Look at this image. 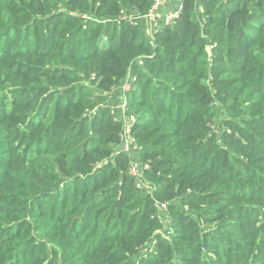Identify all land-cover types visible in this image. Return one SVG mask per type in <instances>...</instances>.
<instances>
[{
    "label": "trees",
    "instance_id": "obj_1",
    "mask_svg": "<svg viewBox=\"0 0 264 264\" xmlns=\"http://www.w3.org/2000/svg\"><path fill=\"white\" fill-rule=\"evenodd\" d=\"M155 1L0 0V264H264V0Z\"/></svg>",
    "mask_w": 264,
    "mask_h": 264
},
{
    "label": "rangeland",
    "instance_id": "obj_2",
    "mask_svg": "<svg viewBox=\"0 0 264 264\" xmlns=\"http://www.w3.org/2000/svg\"><path fill=\"white\" fill-rule=\"evenodd\" d=\"M181 1L182 0H156L155 1V7L153 9V14H154V18L156 19H152L148 16H146L143 20H141L144 24V28L146 29V31L148 33L151 32V28L154 26V22L156 20L158 21H165L164 19L169 16L170 14L174 13L176 10L179 9V7L182 6L181 4ZM157 3V4H156ZM167 3H170L171 5L168 6ZM140 21V22H141ZM129 88V87H128ZM113 100H116V98H114ZM102 105H99L96 107L97 108H100ZM115 108V107H114ZM119 110V109H118ZM114 112H115V109H114ZM68 163H63V164H60V161L59 160H53V167L54 169L58 172L59 175H62L63 174V169L66 167ZM153 213H150V215H152ZM101 219V218H100ZM149 223V221L147 220V222H145V225L144 226H147ZM156 230V229H155ZM99 229H96L94 232H93V237H95V235L98 233ZM151 234L147 235V238L150 236ZM128 245V244H126ZM125 245V246H126ZM152 248V247H151ZM149 247V250L151 249ZM108 253V252H107ZM106 253V254H107ZM83 259H80V262H82ZM141 262V261H140ZM139 262V259H135V263L137 264H140Z\"/></svg>",
    "mask_w": 264,
    "mask_h": 264
},
{
    "label": "built area",
    "instance_id": "obj_3",
    "mask_svg": "<svg viewBox=\"0 0 264 264\" xmlns=\"http://www.w3.org/2000/svg\"><path fill=\"white\" fill-rule=\"evenodd\" d=\"M156 4H157V3H156ZM154 7H155V5H153V7L149 10V12L145 15V17L148 16V17H150V18H152V19H156V18H154V14H153V12H152L153 9H154ZM180 8H181V7H179V9L176 10L174 13L170 14L169 16H167V17L164 19L165 21H163V22H164V23H169L173 18H175V17L178 15ZM154 25H155V22H154ZM151 29H152V28H151ZM151 29H150V30H151ZM123 87H124V90H127L128 87H129V82H126V84H125ZM123 106H124V102L118 105V107H120V108H118V107L115 106L116 108H118V109L121 111V114H122ZM122 117H123V115H122ZM120 138L123 140V146H122L123 151H128V150H129V142H130V140H129L128 136H127L126 131H123V132L120 134Z\"/></svg>",
    "mask_w": 264,
    "mask_h": 264
},
{
    "label": "crops",
    "instance_id": "obj_4",
    "mask_svg": "<svg viewBox=\"0 0 264 264\" xmlns=\"http://www.w3.org/2000/svg\"><path fill=\"white\" fill-rule=\"evenodd\" d=\"M167 5L170 6L171 4L170 3H167ZM141 23L144 26L145 23H143L142 21H141ZM156 23H157V21H156Z\"/></svg>",
    "mask_w": 264,
    "mask_h": 264
},
{
    "label": "water",
    "instance_id": "obj_5",
    "mask_svg": "<svg viewBox=\"0 0 264 264\" xmlns=\"http://www.w3.org/2000/svg\"><path fill=\"white\" fill-rule=\"evenodd\" d=\"M207 50H208V51H210V48H209V47H207Z\"/></svg>",
    "mask_w": 264,
    "mask_h": 264
}]
</instances>
